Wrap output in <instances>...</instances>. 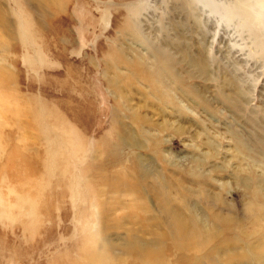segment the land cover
Returning <instances> with one entry per match:
<instances>
[{"label": "rangeland", "instance_id": "374dc122", "mask_svg": "<svg viewBox=\"0 0 264 264\" xmlns=\"http://www.w3.org/2000/svg\"><path fill=\"white\" fill-rule=\"evenodd\" d=\"M30 1L0 0V264H264V0Z\"/></svg>", "mask_w": 264, "mask_h": 264}, {"label": "bare ground", "instance_id": "6f19581e", "mask_svg": "<svg viewBox=\"0 0 264 264\" xmlns=\"http://www.w3.org/2000/svg\"><path fill=\"white\" fill-rule=\"evenodd\" d=\"M28 3H30L31 1L30 0H26ZM240 1V3L242 4V7H243V9L246 11V12H249L250 10H252L251 9V7H252V5H250V3L253 1V0H239ZM252 4V3H251ZM248 9H249V11H248ZM43 13V12H42Z\"/></svg>", "mask_w": 264, "mask_h": 264}]
</instances>
